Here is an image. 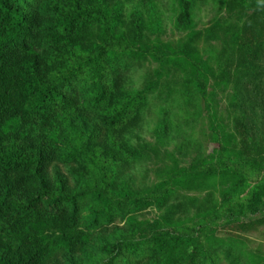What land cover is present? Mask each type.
I'll list each match as a JSON object with an SVG mask.
<instances>
[{"label": "trees", "instance_id": "1", "mask_svg": "<svg viewBox=\"0 0 264 264\" xmlns=\"http://www.w3.org/2000/svg\"><path fill=\"white\" fill-rule=\"evenodd\" d=\"M104 5L100 0H0V264H47L59 251L82 250L84 232L79 222L85 210L83 225L91 229L111 224L129 211L158 206L170 195L158 187L116 199L106 188L72 190L59 177L49 182L48 167L53 160L81 165V178L93 169L102 171L103 159L88 157L82 165L79 158L90 152L82 149L79 153L68 144L80 133L90 142L98 139L100 129L91 124V112L99 113L101 128L115 130L137 119L146 104V94L141 92L114 97V68L120 69L121 57L127 53L147 54L156 61L169 57L159 46L141 48L118 36L109 24L116 13L109 14ZM224 6L230 13L245 12L232 42L237 57L252 65V71L264 61V0H225ZM189 15L186 6L179 23L186 24ZM92 21L106 29L99 41L93 40L84 51L75 46L77 55L64 53L68 58L61 66L52 64L46 51H35L48 34L81 42ZM194 69V76L184 83L183 92H189V85L194 87L186 102L204 92L206 85L213 88L226 79L222 66L218 72L208 64ZM256 77L249 71L248 82L263 86L264 81ZM10 119L18 122L14 131H6ZM53 127L63 139V151L37 139L29 142L21 133L38 128L44 136ZM230 132L234 144L219 143L217 153L197 173L204 181L225 187L211 214L173 229L158 219L140 226L130 224L127 230L116 231V240L101 241L96 253L101 260L96 264H220L217 252H224L228 264H237L239 255L234 248L219 250V240L211 239V224L225 218L233 228H246L252 223L240 219L264 207V135L255 133L239 117L232 119ZM108 176L103 173V183Z\"/></svg>", "mask_w": 264, "mask_h": 264}, {"label": "rangeland", "instance_id": "2", "mask_svg": "<svg viewBox=\"0 0 264 264\" xmlns=\"http://www.w3.org/2000/svg\"><path fill=\"white\" fill-rule=\"evenodd\" d=\"M100 1L104 2L106 12L116 13L109 24L118 36L131 39L141 48L159 46L169 57L167 61H156L142 53H127L121 57L120 69L114 68V97L131 91L141 92L146 94V104L137 119L115 130L101 128L99 113L91 112V124L100 129L98 139L90 142L80 133L79 138L68 144L69 149L79 153L82 149L90 152L79 158L82 165L85 164L83 159L88 157L103 159L102 171L93 169L81 178L79 174L84 172L81 165L53 160L48 167L49 182L59 177L72 190L106 188L116 199L158 187L165 188L170 195L158 206L152 204L129 211L111 224L91 229L85 227L87 223L83 225L87 217V211H83L79 222L84 232L83 249L75 253L59 251L57 261L47 264L75 261L96 264L101 260L96 254L101 241L116 240V231L127 230L130 224L140 226L158 219L173 229L184 223H196L211 214L219 193L225 189L220 184L215 186L212 181H204L197 173L211 161L212 154L217 153L219 143L234 144L230 135L232 119L239 117L244 125L254 127L255 133L264 135V82L258 87L248 82L249 71L257 75L256 81H264V61L252 68L257 72H252L249 70L252 65L237 57V47L232 42L244 11H226L225 0ZM186 6L190 10L189 21L181 24L178 17ZM89 27L88 36L75 44L55 34L43 35L35 51L39 54L46 51L47 59L59 67L68 58L64 53L73 51L77 55L75 46L84 51L90 42L99 41L106 30L98 21L90 22ZM199 64H208L215 72L222 66L226 79L213 88L206 85L204 92L186 102L194 87L189 85V92H183L184 83L194 76V68ZM5 125L6 131L18 128V122L11 119ZM71 126L81 131L76 123ZM54 127L43 132L44 136L38 128L24 129L21 133L27 135L29 142L37 139L50 144L53 150L63 151V139ZM103 173L109 175L106 183L102 182ZM261 218H264V207L255 215L240 219L247 225L252 223L246 228H233L225 218H220L211 224L214 228L211 239L219 240V250L234 248L239 255L237 264H264V221L259 222ZM217 253L219 263L228 264L224 252Z\"/></svg>", "mask_w": 264, "mask_h": 264}]
</instances>
